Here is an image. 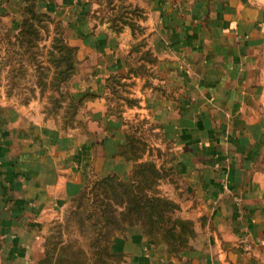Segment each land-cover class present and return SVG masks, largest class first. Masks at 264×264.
I'll return each mask as SVG.
<instances>
[{
  "label": "crops",
  "instance_id": "0c3cea01",
  "mask_svg": "<svg viewBox=\"0 0 264 264\" xmlns=\"http://www.w3.org/2000/svg\"><path fill=\"white\" fill-rule=\"evenodd\" d=\"M34 1L65 23L88 96L68 130L0 103V264H38L47 221L94 179L131 174L119 148L136 113L170 142L195 234L170 251L135 225L113 249L128 264H264V0H134L141 32L97 19L94 0ZM27 2L0 10L15 26ZM114 76L136 100L120 114Z\"/></svg>",
  "mask_w": 264,
  "mask_h": 264
},
{
  "label": "rangeland",
  "instance_id": "374dc122",
  "mask_svg": "<svg viewBox=\"0 0 264 264\" xmlns=\"http://www.w3.org/2000/svg\"><path fill=\"white\" fill-rule=\"evenodd\" d=\"M94 2L95 17L103 22L112 20L117 28L124 20L128 21L126 16L135 25L134 18L141 15L134 0ZM27 17L20 28L22 18L14 26L8 14L0 10V103L21 109L41 122L62 130L82 126L83 119L79 114L82 102L77 93L79 79L65 23L35 10H29ZM134 28H137L136 32H141L140 27L135 25ZM127 102L132 104L134 100L129 98ZM115 107L117 111L121 110L119 103ZM127 124V132L135 140L134 153L142 155L141 161H153L157 166L158 173H153V183L156 182L159 193L173 203L172 216L185 224L184 229H193V219L186 216L189 197L171 163L170 142L150 119L137 113L127 118ZM119 177L128 180L131 174ZM92 183L85 190L86 197L70 200L44 224L43 255L38 264H56L57 254L67 255L74 249L72 246L87 244L89 238L84 234L92 222L88 210L92 207L93 196L90 194L88 197L86 191ZM155 238L166 244L169 250L179 248L177 245L170 247L159 232ZM190 238L186 233L185 239L190 241ZM61 246H65L63 250ZM116 259V264H128L125 257L116 256ZM77 261L79 264H90L82 257Z\"/></svg>",
  "mask_w": 264,
  "mask_h": 264
},
{
  "label": "trees",
  "instance_id": "16d2710c",
  "mask_svg": "<svg viewBox=\"0 0 264 264\" xmlns=\"http://www.w3.org/2000/svg\"><path fill=\"white\" fill-rule=\"evenodd\" d=\"M29 10H35L40 14L50 16L46 11L39 10L34 0H28L23 8L20 28H22L28 18ZM137 11H139L138 8ZM126 18H128V21L124 20L121 25L129 24L134 32L137 28H134L135 25L130 17L126 16ZM109 23L115 30L120 28L114 26L112 20H109ZM141 44L142 40L139 43H135L132 48L133 51H139ZM70 49L75 59V71L77 68L78 72L76 48L72 46ZM148 55L147 51L142 50L141 58L151 60V56L148 58ZM143 67L144 64L134 68L142 70ZM133 70L135 71V69ZM108 83L112 88L115 101L113 111L120 114L123 108L119 100L124 99L129 104L127 102L128 99L133 97H125L121 94L125 83L121 81L119 76L112 77ZM87 96L88 94L86 93L79 95L78 98L83 103ZM133 100L134 103L132 104H135L136 100L134 98ZM117 103L120 105V111H117L115 107ZM134 142V138L127 132L126 142L119 148V153L133 162L131 177L128 180H123L119 175L113 173L94 179L92 185L86 191L88 197L90 194L93 196L92 207L88 210L90 212L88 216H92V222L89 223L88 228H90L84 234L85 237L89 238L88 242L85 246H72L74 249L70 254H57L55 258L56 264H79L77 261L79 257H82L90 264H116V256H125L122 252L113 249V240L135 225L141 226L143 232L154 241L159 242L155 238L156 233L159 232L170 247L176 245L179 247L170 249V251H178L189 244L188 239H185L186 233H188V237L192 238L195 234V229H184L185 224L183 225L182 222H179L178 217L174 218L172 216L173 203L169 198L161 195L156 187L157 183H153V173H158L156 164L153 161H141L142 155L135 154L133 151ZM86 188L72 200L86 197ZM193 231L194 234L192 235ZM64 247L61 246V250Z\"/></svg>",
  "mask_w": 264,
  "mask_h": 264
}]
</instances>
